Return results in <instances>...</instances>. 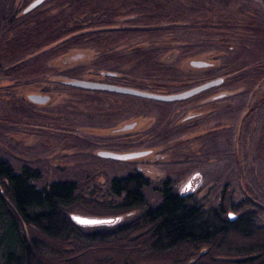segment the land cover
Instances as JSON below:
<instances>
[{
  "label": "trees",
  "instance_id": "1",
  "mask_svg": "<svg viewBox=\"0 0 264 264\" xmlns=\"http://www.w3.org/2000/svg\"><path fill=\"white\" fill-rule=\"evenodd\" d=\"M233 1L191 0L193 5L187 7L180 0H70L69 4L66 0H55L51 7L58 9L56 14L53 12L55 15L43 11L38 26L34 21L28 26L27 21L20 28L9 44L12 49H0V74L44 75L52 70L48 64L51 58L70 47L89 43L103 49L98 64L133 62L144 77L166 79L175 71L161 59L163 44H156L157 40L149 36L142 43L131 40L163 28L159 26L161 20H168L170 25L183 21L188 26L186 23L198 15L200 20L188 27L199 35L202 33L205 42L211 30L205 31V35L202 28L224 31L218 33L223 41L228 40V32L236 35L238 44L226 50L224 64L229 70L238 71L230 83L250 82L264 75V66L247 71L240 64L249 52L244 49L245 42L264 46V7L262 2L255 5L251 0L253 12L246 7L250 4L233 9ZM69 13L71 20H67ZM208 13L215 19H210ZM126 14L138 17L130 20L128 23L132 24L128 26L100 28L114 24L115 17ZM86 28L92 29L85 31ZM55 42L56 47L48 49ZM130 42L131 49L125 47ZM28 54L33 56L20 61L19 57ZM7 62L16 64L6 68ZM114 67L102 70V77L108 76L106 73ZM63 72L72 78L81 74L78 68ZM205 78L201 80L206 81ZM69 86L87 92L86 100H82L84 111H78L104 123L128 111L129 105L136 107L134 112L138 113L139 107L147 104L171 109L170 102L126 95L133 104L124 103L109 97L116 92ZM156 92L163 90L158 88ZM225 92L228 97L231 91ZM18 107L15 106L16 111H25ZM10 114L0 115V120L11 117ZM40 177L39 168L24 164L16 169L0 158V264H264L263 207L256 198L248 196L233 201L224 187L219 202L202 203L195 196L177 192L174 179L169 177L155 187L159 200L154 203L146 194L151 180L142 172L114 177L105 196L96 195L100 192L98 187H93L90 193L81 192L79 183L73 179L53 180L39 186L36 181ZM77 209L94 216L116 215L119 219L112 225L87 227L72 218ZM135 209L139 210L137 215L121 220L122 214ZM229 211L238 213V217L230 220Z\"/></svg>",
  "mask_w": 264,
  "mask_h": 264
},
{
  "label": "rangeland",
  "instance_id": "2",
  "mask_svg": "<svg viewBox=\"0 0 264 264\" xmlns=\"http://www.w3.org/2000/svg\"><path fill=\"white\" fill-rule=\"evenodd\" d=\"M180 1L187 7L193 5L191 0ZM250 3L251 0H234L233 9ZM253 3L260 4L261 0H253ZM253 3L246 6L252 8V12ZM197 16L186 24H195L200 20ZM137 17L136 14L117 16L114 24L100 28L128 26L132 24L128 22ZM208 17L215 19L210 13ZM184 24L177 21L170 25L168 20H161L159 26L165 28L148 35H138L131 40L142 43L149 36L157 40L156 44H163L165 51L161 59L175 71L171 73L172 77L166 79L144 77L142 71L134 68L133 62L98 64L103 49L89 43L70 47L51 58L48 64L52 70L44 75L29 77L1 73L0 115L12 114L0 120V158L11 162L16 169L24 164L39 168L41 177L36 181L39 186L53 180L73 179L79 183L83 193H90L93 187H98L100 192H96V195L99 196L108 194L114 177L125 176L136 169L150 178L151 185L146 189V194L154 203L159 200L155 187L169 177L174 179L177 192L195 196L202 203L219 202L226 187L225 192L230 194L233 201L248 196L258 199L263 207L264 222V75L250 82L230 83V78L238 71L229 70L230 67L224 64V57L227 49L238 44L236 35L228 32V40L223 41L218 33L224 31L202 28L201 32L205 35V31L211 30L205 42L202 33L199 35L194 28ZM91 29L86 28L85 31ZM132 42L126 43L128 46L125 47L133 48ZM56 45L57 42L48 48ZM244 49L249 52L244 54L247 57L242 58L241 69L251 71L255 66H264V46L247 45L245 42ZM252 55L254 57L250 58ZM32 56L28 54L19 58L26 61ZM255 57L257 60L253 62ZM192 59L211 61L212 68L195 67L190 63ZM14 63L7 62L5 67ZM107 66H115L111 70L118 72L119 76L102 77L100 72L107 70ZM70 68L79 69V78L115 84L127 82L121 85L151 91L161 88L164 93L185 90L203 82L201 79L205 77L208 81L223 76L224 82L197 98L171 103L169 111L147 104V108L139 107L141 111L138 113L134 112L136 107L129 105L128 111L104 123L78 111H84L82 107L85 103L82 100H86L87 92L66 83L72 77L63 71ZM170 78L173 79L167 80ZM130 80L133 82H128ZM225 91H231L228 97H218ZM30 93L48 94L51 98L45 104H35L28 98ZM109 97L124 103L130 100V97L120 93H113ZM214 97L217 98L212 101ZM15 106H22L25 111H16ZM75 107L81 108L76 110ZM14 111L16 114H13ZM184 118L183 125L173 127ZM134 121L138 123L134 129L124 128ZM100 149L120 152L152 149V152L134 160H119L100 157L97 154ZM138 212L135 209L122 214L121 220ZM73 214L94 216L79 209Z\"/></svg>",
  "mask_w": 264,
  "mask_h": 264
},
{
  "label": "water",
  "instance_id": "3",
  "mask_svg": "<svg viewBox=\"0 0 264 264\" xmlns=\"http://www.w3.org/2000/svg\"><path fill=\"white\" fill-rule=\"evenodd\" d=\"M44 0H34L28 7L26 8V12L32 10L37 5L41 4ZM263 7H264V0H261ZM191 65L195 67H205L211 64L210 61L205 59H192ZM108 76H115L116 72L108 71L106 73ZM69 85L78 87V88H85V89H100L106 90L111 92H116L125 95H132L141 98L151 99V100H158V101H165V102H172L178 100H184L200 92H203L207 89L212 87L221 85L224 82L223 76L216 77L214 79L205 81L201 84L195 85L193 87L187 88L182 91L178 92H156L146 89H138L126 85L115 84L106 81H99V80H92V79H85V78H71L67 80ZM226 95V92L221 93L218 97ZM28 98L38 104H45L50 100V95L43 94V93H31L28 95ZM217 98V97H215ZM135 122L126 124L124 126L125 129H131L135 125ZM151 152L150 149H142V150H132V151H115L109 149H100L97 154L100 157L104 158H112V159H119V160H128L139 158L145 156ZM228 217L230 220H234L238 217V215L232 211L228 212ZM72 218L78 224L83 226H91V225H99V224H106L112 223L119 219V217H107V216H89V215H82V214H73Z\"/></svg>",
  "mask_w": 264,
  "mask_h": 264
},
{
  "label": "flooded vegetation",
  "instance_id": "4",
  "mask_svg": "<svg viewBox=\"0 0 264 264\" xmlns=\"http://www.w3.org/2000/svg\"><path fill=\"white\" fill-rule=\"evenodd\" d=\"M33 1L34 0H0V49H12V48L9 47L10 42L12 41V39L14 38L16 33L19 32L20 28L24 27V25H25V23L27 21H28V26L31 25V21H34V24H36V22H37V26H38L39 22L42 19V12L43 11H47L48 10L47 15L54 14V13L56 14V12H58L57 8H51L53 5H55V0H44L41 4L37 5L32 10L26 12L25 11L26 8ZM66 3L69 4L70 0H66ZM71 16H72V14L69 13V15H68L69 18H67V20H71L72 19ZM58 17L62 20L63 19V14L58 15ZM36 38H38V36ZM212 65H213V63L211 62V64L209 66L200 67V68H205L207 70V69H211ZM203 82H205V81H203ZM203 82H200L198 84H201ZM198 84H196V85H198ZM190 87H193V86H190ZM190 87H188V88H190ZM213 88L214 87H212L210 89H207L205 91L211 90ZM202 94L203 93L200 92L199 94L191 96V97H189L187 99L178 100V101H172L170 103L179 102V101H186V100H188L190 98H197L198 96H200ZM215 100H212V101H215ZM134 122L136 124L133 126V129L138 124L137 121H134ZM184 122H185V118L182 121H180L177 126H173V127L174 128H179L180 125L184 124ZM159 136H161V135L159 134ZM134 138L136 139V137H134ZM162 138H164V137H162ZM133 143H135V142H133ZM133 147H135V146H133ZM150 150H152V149H150ZM134 159H137V158H134ZM135 172H141V171L136 169L134 171V173Z\"/></svg>",
  "mask_w": 264,
  "mask_h": 264
},
{
  "label": "bare ground",
  "instance_id": "5",
  "mask_svg": "<svg viewBox=\"0 0 264 264\" xmlns=\"http://www.w3.org/2000/svg\"><path fill=\"white\" fill-rule=\"evenodd\" d=\"M234 213H236V212H234ZM237 215H238V213H236Z\"/></svg>",
  "mask_w": 264,
  "mask_h": 264
}]
</instances>
